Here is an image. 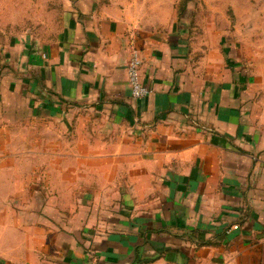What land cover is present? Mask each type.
I'll use <instances>...</instances> for the list:
<instances>
[{
	"label": "crops",
	"instance_id": "1",
	"mask_svg": "<svg viewBox=\"0 0 264 264\" xmlns=\"http://www.w3.org/2000/svg\"><path fill=\"white\" fill-rule=\"evenodd\" d=\"M49 1L58 33L0 43V264H264L245 48L186 21L199 0Z\"/></svg>",
	"mask_w": 264,
	"mask_h": 264
},
{
	"label": "rangeland",
	"instance_id": "2",
	"mask_svg": "<svg viewBox=\"0 0 264 264\" xmlns=\"http://www.w3.org/2000/svg\"><path fill=\"white\" fill-rule=\"evenodd\" d=\"M54 1L57 3L55 7L59 8L67 0H51ZM173 1L176 0H168L169 5ZM184 1L185 7L193 6V0ZM49 4V0H41L38 14L33 13L39 7L38 0H0V43L25 32L38 22H54V14L48 10ZM178 5L182 4L178 2ZM194 6L193 14L185 16L186 21L198 27L201 35L210 27L208 33L211 32L213 37L226 35L225 39H234L236 45H242L252 58L255 72L261 75L260 83L264 84V0H199ZM50 9L52 11L53 7L50 6ZM55 16L54 23L58 26L56 30L48 29L45 25V28L41 26L30 32L43 38L58 33L63 13ZM259 53L261 56H258Z\"/></svg>",
	"mask_w": 264,
	"mask_h": 264
},
{
	"label": "built area",
	"instance_id": "3",
	"mask_svg": "<svg viewBox=\"0 0 264 264\" xmlns=\"http://www.w3.org/2000/svg\"><path fill=\"white\" fill-rule=\"evenodd\" d=\"M142 59L138 53H135L128 65L129 82L133 97L136 99H142L150 94V89L146 87L141 80V67ZM238 226H234L233 229H238Z\"/></svg>",
	"mask_w": 264,
	"mask_h": 264
}]
</instances>
